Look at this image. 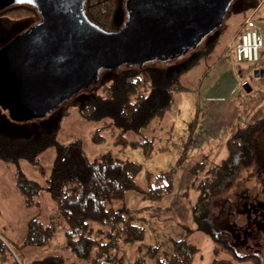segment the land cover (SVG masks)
<instances>
[{
  "label": "trees",
  "instance_id": "1",
  "mask_svg": "<svg viewBox=\"0 0 264 264\" xmlns=\"http://www.w3.org/2000/svg\"><path fill=\"white\" fill-rule=\"evenodd\" d=\"M118 4V0H86V16L104 30L115 31L120 28L115 19ZM36 15L37 11L28 5H15L2 11L7 23ZM214 43L194 52L187 65L178 70L176 64L162 67L150 62L141 67L101 72L93 91L83 97L79 108L84 119L102 123L93 132L92 141L99 143L102 140L99 132L107 129L114 146L140 148L142 155L149 157L152 141L140 131L155 117L161 118L170 110L174 93L188 89L182 83L181 73L210 58ZM263 129L264 115L246 127L237 126L226 140L229 154L225 160L209 164L205 169L208 161L201 157L190 168L191 187L195 186L199 192L190 212L195 229L208 235L213 242L215 259L211 264H263L250 250L248 254H237L230 243L231 233L219 229L221 218L213 211L216 196L228 194L243 171L256 167L255 136ZM127 134H134L135 138L130 139ZM41 138L40 141L14 140L0 135V160L6 163H18L20 159L28 161L37 167L44 179L41 185L20 173L17 184L21 191L27 194L46 191L55 206V216H46L44 220L33 218L28 224L26 238L16 248L0 238V264H21L29 248L48 249L61 229L64 248L69 255L49 251L25 264H146L141 255L132 263L124 260L123 248L145 238L144 227L136 224L134 211L126 203V193L136 191L142 194L144 201L159 202L174 194L173 174L146 170L143 174L146 190H142L135 180L143 173L139 162L120 160L108 152L89 158L80 139L61 144L53 132ZM49 147L56 151L47 173L37 156ZM225 197L222 211L227 218H234L231 199ZM189 232L186 231L181 240L172 239L169 251L149 245L146 258L153 264H192L198 247L188 241ZM221 252L230 258H218Z\"/></svg>",
  "mask_w": 264,
  "mask_h": 264
},
{
  "label": "rangeland",
  "instance_id": "2",
  "mask_svg": "<svg viewBox=\"0 0 264 264\" xmlns=\"http://www.w3.org/2000/svg\"><path fill=\"white\" fill-rule=\"evenodd\" d=\"M123 1L121 0L120 3H123ZM231 2L221 27L211 31L204 37L195 50H187L186 54L176 59L153 62L162 67L168 66V64H176V69L178 70L187 65L194 52L208 46L212 41L215 42L210 58L181 73L182 83H186L185 80L188 75L191 74V77H193L199 74V71L204 70L208 64L211 65L220 56L224 45L226 44L227 46L232 35L237 34L238 29L243 24V19L247 16H251L252 20L258 24L264 36V0H232ZM35 17L34 19H24L13 23H7L3 16L0 17V65L8 59L7 54L13 48L14 38L20 36L25 29L31 28L38 23L40 17L38 15ZM115 19L121 25L124 20V14L119 11L116 13ZM233 39L229 43L233 42ZM236 40L237 37L234 41ZM107 71H103V73ZM188 85H191V83H188ZM92 91V88L85 89V91L73 96L71 100L65 101L61 106L37 117L35 115L34 117L31 115L27 116L23 112H15L10 107H3L0 104V135L14 140L32 138L35 141H40L44 134L53 132L61 144L68 143L75 138L80 139L86 156L89 158L108 152L113 157L120 159L117 156L121 153L122 149L119 150L121 146L113 145L109 131L107 129L101 130L99 134L102 140L99 143H94L91 139L92 134L102 126V123L88 121L79 112V108L82 105L81 100L87 93ZM128 135L131 138L132 134ZM255 146L257 151L256 167L243 171L238 183L234 184L228 194L216 196L213 211L216 216L221 218L219 229H224L231 233L230 243L237 254H248L250 250L251 254L258 255L261 263H264V129L255 136ZM55 151L54 147H49L37 156V160L45 168L46 172L53 162ZM20 173H23L29 181L34 180L41 185H43L44 180L37 171V167L28 161L20 159L18 163H6L0 160V238L5 239L14 248L26 238L28 224L33 218L44 220L46 216H55V206L46 191L39 190L38 193L31 192L28 194L21 191L17 184ZM137 180L139 184L142 182L140 178H137ZM191 182L192 179L185 188L187 189V192L185 191L187 194L184 195L185 192L182 194L181 207L179 208L177 204L174 205L173 209L177 217H172L166 224L167 229L157 224L158 226L152 230L154 241L150 242L149 245H158L162 250L169 251L172 248L170 241L177 238L174 236L175 230H179V232H176L178 235H183L182 237L186 236V231H190L187 237L188 241L198 247L192 264H211L215 259L211 238L196 230L193 221L187 224L184 220L182 222L177 221L178 217L179 219L183 217V211L188 209V207L190 209L195 204V201L191 200V198L194 195L196 199L198 198L199 193L194 186L191 187ZM224 197L231 199V210L234 213V218H227L222 211ZM139 224L144 228L147 226L143 222ZM182 237L181 239H183ZM53 241L52 246L48 249H26L25 253L28 252L26 253L27 256L20 260V263L25 264L27 261L41 257L49 251L70 254L64 248L62 229ZM149 245L145 247L146 251ZM146 251L139 253L138 256L141 255L145 260L148 259L146 258ZM218 258L230 257L221 252Z\"/></svg>",
  "mask_w": 264,
  "mask_h": 264
},
{
  "label": "water",
  "instance_id": "3",
  "mask_svg": "<svg viewBox=\"0 0 264 264\" xmlns=\"http://www.w3.org/2000/svg\"><path fill=\"white\" fill-rule=\"evenodd\" d=\"M85 1L0 0V8L28 5L40 17L0 68L2 92L18 97L13 111L45 115L93 88L103 71L179 58L221 27L232 3L127 0L126 20L113 31L87 18Z\"/></svg>",
  "mask_w": 264,
  "mask_h": 264
},
{
  "label": "crops",
  "instance_id": "4",
  "mask_svg": "<svg viewBox=\"0 0 264 264\" xmlns=\"http://www.w3.org/2000/svg\"><path fill=\"white\" fill-rule=\"evenodd\" d=\"M236 35H232L228 43ZM225 48L226 44L220 56L208 68L193 77L188 75L185 80L187 84L183 83L188 89L174 93L170 110L161 118L155 117L140 131L143 137L152 141L153 150L149 157H144L140 148L132 150L119 147L122 150L117 157L142 165L143 173L135 178L142 190H146L143 179L146 170L171 172L175 190L173 195L159 202L144 201L142 194L127 191L125 200L134 211L136 224L143 222L147 226L142 242L123 248L126 263H132L154 241L152 230L157 224L167 229L166 224L172 217H177L173 208L175 204L181 207L182 194L193 179L190 174L193 162L205 157L208 161L205 169L209 164H219L229 154L226 140L236 127H246L264 115V52L261 61L254 65L235 62L230 57V51ZM133 138L134 134L130 139ZM182 155L185 156L178 163ZM137 178L141 179L140 184ZM195 199L194 195L191 200ZM183 212V217L181 220L178 217L177 221L192 223L189 207ZM176 231L179 232L175 230L174 236L179 240L183 235H178ZM149 261L146 259V264H153V261Z\"/></svg>",
  "mask_w": 264,
  "mask_h": 264
},
{
  "label": "built area",
  "instance_id": "5",
  "mask_svg": "<svg viewBox=\"0 0 264 264\" xmlns=\"http://www.w3.org/2000/svg\"><path fill=\"white\" fill-rule=\"evenodd\" d=\"M236 37L237 40L234 41ZM235 38L226 46L232 60L237 63L247 62L254 65L261 61V55L264 52V36L251 16L243 20L242 27Z\"/></svg>",
  "mask_w": 264,
  "mask_h": 264
},
{
  "label": "flooded vegetation",
  "instance_id": "6",
  "mask_svg": "<svg viewBox=\"0 0 264 264\" xmlns=\"http://www.w3.org/2000/svg\"><path fill=\"white\" fill-rule=\"evenodd\" d=\"M119 1V4H118V9H117V11H116V13H118L119 11H121V13H123L124 14V20H123V23L125 22V17H126V14H127V7H125V4H126V2H127V0H124L123 1V3H120L121 2V0H118ZM5 8H0V17L2 16V11L4 10ZM36 18V17H35ZM29 19H34V18H29ZM39 20H40V18H39ZM39 20H38V23H39ZM38 23H36V24H38ZM123 23L120 25V27L123 25ZM119 25V24H118ZM35 26V25H34ZM31 30L30 28H27V29H25L24 30V32L23 33H21L20 34V36H18V37H15L14 38V42H17V41H19L23 36H24V34L26 33V31L27 30ZM0 68H1V65H0ZM0 99H1V104L3 105V107H6V106H12L13 104L14 105H16L15 103H16V101L18 100V97H13L12 96V98L10 99V100H12V101H8L7 100V96H6V94L4 93V92H2V88H1V83H0ZM14 101V102H13ZM10 104H9V103ZM17 109V108H16ZM18 111V110H17Z\"/></svg>",
  "mask_w": 264,
  "mask_h": 264
}]
</instances>
